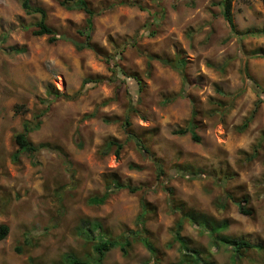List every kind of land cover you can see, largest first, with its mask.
Instances as JSON below:
<instances>
[{"label":"rangeland","instance_id":"1","mask_svg":"<svg viewBox=\"0 0 264 264\" xmlns=\"http://www.w3.org/2000/svg\"><path fill=\"white\" fill-rule=\"evenodd\" d=\"M29 1L45 9L59 37L34 34L40 15L27 13L23 0H0V226H9L0 239V264H67V254L84 261L78 264H154L138 242L127 255L114 248L97 260L89 242L97 230L88 239L80 232L95 221L113 237L139 231L142 197L150 205L146 227L159 263L177 264L179 215L169 211L159 183L172 188L174 206L226 222L220 235L249 244L238 252L220 243L210 249L211 261L264 264V93L258 87L264 88V57L247 53L264 48V36L238 34L264 26L262 1L233 2L236 33L221 0H87L96 11L91 41L97 50L78 48L87 41L79 33L83 10L60 0ZM128 111L132 131L163 163L160 179L151 158L127 140ZM194 111L199 142L174 132ZM25 122L39 123L28 140L47 146L35 157L15 139ZM112 139L124 144L119 155L107 143ZM190 168L202 173L191 178ZM113 178L144 189L90 204ZM236 200L246 201L252 214H242ZM181 233L191 247L210 248L208 231L198 225L186 223Z\"/></svg>","mask_w":264,"mask_h":264},{"label":"trees","instance_id":"2","mask_svg":"<svg viewBox=\"0 0 264 264\" xmlns=\"http://www.w3.org/2000/svg\"><path fill=\"white\" fill-rule=\"evenodd\" d=\"M235 0H221V5L223 6L222 10V15L224 19L227 21L229 24L231 31H234L237 33L236 26L234 23L233 19V2ZM263 5H264V0H261ZM60 3L63 6L66 7H71V8H78L83 10L86 13V21H85V27L79 31V33L82 36L87 37V41L82 44H78V48H88V49H96L97 46L92 43L91 41V33L93 31V19L96 15L95 9H93L87 0H60ZM126 4V2H122ZM23 8L26 10L27 13H38L40 15V20L37 23L38 28L34 31V34L37 36H43V35H48L50 41H56L58 39V34L56 30L51 27L49 24H47V12L45 9L41 6H33L29 0H23L22 2ZM241 36V39L244 37H249V36H264V26L260 29H253L249 30L243 33H238ZM16 48H13L15 51ZM99 49V48H98ZM17 52L20 51V49H16ZM248 55L252 58L255 57H264V48H256L253 49L249 52H247ZM150 58H152L150 56ZM112 58L106 57V60L110 61ZM162 62L171 65L173 68H177L172 62L168 59H161ZM180 65L185 64L184 59H178L177 60ZM178 66V65H177ZM179 67V66H178ZM182 76L185 79V75L183 72ZM89 82L93 81V79L88 80ZM96 81V80H95ZM185 81V80H184ZM258 87L260 89L259 93H264V88L261 87L258 84ZM48 92L51 94V90L48 89ZM60 92L57 90L55 92V96H59ZM262 100L260 99L259 102L256 105V109L259 107L260 103ZM196 112L194 111L192 114V119H190L187 123L186 126L180 127L179 129L175 130L174 132L178 135H187L190 134L192 138L195 141H200L201 138L198 135L196 129H197V124L194 121L195 119V114ZM253 118V114L251 115L250 118H248L245 123L243 124L242 130L245 129L250 121ZM125 125L128 127L127 128V134H128V141H133L136 145V147L144 154L147 155L151 158V160L154 162V165L157 170V178L160 179L162 175L165 174V168L163 166L162 161L155 156V154L150 150V148L146 145L145 143V138L141 134H135L132 129H131V121H130V112L128 111L125 117ZM39 123H35V125H32L30 122H25L24 124V131L19 132L16 134L15 139L16 142L19 146L20 149L22 150H28L33 157L36 156V154L39 152L40 148L42 147H47L46 144H38L35 145L32 142L28 140L27 133L29 131H32L33 129H36L39 125ZM110 146L111 145H116V152L119 155L120 151L124 148V144L121 143L120 141L116 139H112L107 142ZM131 167L135 168L137 167L136 165L132 164ZM200 170H195V172L190 168V170H187V174H190V177L193 178L197 175H200L202 172L199 173ZM197 173V174H196ZM210 175V174H209ZM227 181V176H225L221 182L225 184ZM161 187L167 191L168 193V198L170 201L169 204V211L173 214H178L179 219L177 224L173 228V235L176 242H179L181 244V252H182V257L180 262L177 264H215L214 261H211L210 258V253L212 252L210 249L218 247L220 243H223L224 245L231 246L233 249L239 250L245 248L246 246H249V244L243 240H240L238 238H231L229 236H224L220 235V233L227 227L226 222H219L215 220L213 217L206 216V215H200L197 213H194L192 211H186L185 209L174 206L173 204V190L171 187L166 186V184L159 183ZM222 184V185H224ZM127 189L130 193H138L144 189L142 185H133L132 183H122L119 181L117 178H113L107 183L105 192L103 194H97L94 196H91L89 199L90 204L92 205H101L104 204L107 199H109L112 195V193H116L121 190ZM228 197L231 199V196L228 195ZM246 202V201H245ZM244 201L242 200H236V204L242 214L245 215H251L252 212L247 208V205ZM149 203L147 202L145 197L141 198V213L138 216L137 219V224L139 227V231L135 230H128L124 232V234L113 237L111 236L108 232H106L103 228V225L98 222H91L89 223V228L81 230V235L85 238L88 239L90 237V234L94 231L97 230V235H92L91 240L89 242H93L92 249L95 251V257L97 260L102 261L105 255L112 249L114 248H120V250L123 252L124 255H127L133 246L134 243L138 242L143 244L148 251L151 253L153 259H154V264H160L158 260V248L155 246L153 241L150 238V232L148 228L146 227V222H147V214L150 212V207ZM189 223L191 225H198L204 230L208 231V235L210 238V248L206 251V253L202 250L193 248L189 245L187 238H185L181 231L183 226ZM9 233V226L4 224L0 226V239L5 238ZM173 241V242H175ZM18 251L19 248H17ZM209 253V254H207ZM239 255V254H238ZM69 259L67 264H78L84 261H81L79 258H77L74 254H67L65 257ZM90 262H93V259H89ZM65 264V263H64Z\"/></svg>","mask_w":264,"mask_h":264}]
</instances>
